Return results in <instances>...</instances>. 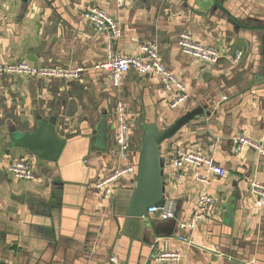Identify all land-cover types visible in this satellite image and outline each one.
I'll return each instance as SVG.
<instances>
[{
  "label": "crops",
  "instance_id": "0c3cea01",
  "mask_svg": "<svg viewBox=\"0 0 264 264\" xmlns=\"http://www.w3.org/2000/svg\"><path fill=\"white\" fill-rule=\"evenodd\" d=\"M209 1L125 0L118 8L115 0H0V64L81 70L77 79L0 75V162L29 160L34 175L18 180L0 168L1 263L144 264L156 239L157 251L181 253L171 264H264V207L256 209L249 192L251 181L264 185V157L250 147L235 155L231 141L241 133L264 146V0H223L220 7ZM91 6L119 24L115 50L121 56L156 44L164 67L185 84L188 100L170 109L158 78L134 69L113 86L108 73L97 69L106 59L107 38L82 16ZM183 33L218 50L219 61L184 55L178 47ZM199 101L213 104L209 118L194 119L162 148L164 199L176 202L175 218L147 215L141 227L125 224L123 184L113 186L118 197L107 207L94 187L100 169L107 173L122 164L114 155L118 106L127 108L131 164L139 120L173 119ZM38 118L54 119L72 144L58 162L10 144L13 129L31 131ZM101 122L105 148L84 163L87 135ZM179 148L212 157L226 176L214 177L204 167H185L176 176L171 163ZM204 176L209 184L199 181ZM124 182L127 187L129 178ZM56 188L60 208L50 206ZM201 194L214 199L210 215L180 232L177 222L194 213ZM181 235L190 246L177 240Z\"/></svg>",
  "mask_w": 264,
  "mask_h": 264
},
{
  "label": "built area",
  "instance_id": "2783aa9c",
  "mask_svg": "<svg viewBox=\"0 0 264 264\" xmlns=\"http://www.w3.org/2000/svg\"><path fill=\"white\" fill-rule=\"evenodd\" d=\"M124 2L125 0H115L118 8H122ZM82 16L97 33L105 35L107 38L106 59L99 64L97 69L108 73L113 86H117L122 77L130 69H134L140 75H152L158 78L166 92L170 109H176L188 100L189 95L185 84L179 77L164 67L156 44L143 45L138 55L132 57L121 56L115 50L116 43L121 37L119 24L105 12L93 6L87 8ZM178 47L184 55L194 60L217 63L220 59L218 50L202 45L188 33H183L179 36ZM239 58L240 54L238 53L234 61H238ZM80 74V69L34 67L25 62L0 64V75H17L42 79H77ZM116 122L115 143L118 148L119 159L126 162L129 159V120L127 108L122 104L118 106ZM231 141L232 152L235 155L242 153L245 147H250L256 150L260 156L264 157V146L241 133L234 135ZM171 164L176 176L185 167H204L207 174L217 178H224L227 174L225 169L215 164L212 157L182 148L175 150ZM0 168L18 180L31 181L34 178L29 160H19L7 164L0 162ZM134 168L133 164H126L124 167L115 170L112 174L98 180L95 184V189L100 191L103 199H109L113 194V184L123 177L132 175ZM199 181L209 184L206 176L200 177ZM249 192L253 197L255 208L262 209L264 207V185L251 181L249 183ZM213 206L214 199L201 194L194 213L186 221L179 223L178 230L184 232L194 229L199 221L210 215ZM175 210L176 202L171 199H164L161 203L148 208L147 215H157L161 220L167 221L174 219ZM177 240L187 246L191 245V242L182 235ZM181 257L182 255L178 251L156 250L153 255V261L159 264H171L179 262Z\"/></svg>",
  "mask_w": 264,
  "mask_h": 264
},
{
  "label": "water",
  "instance_id": "95a60500",
  "mask_svg": "<svg viewBox=\"0 0 264 264\" xmlns=\"http://www.w3.org/2000/svg\"><path fill=\"white\" fill-rule=\"evenodd\" d=\"M210 4L209 0H204ZM223 0H215L216 7H220ZM254 83H252L253 85ZM257 84V81H256ZM196 103V102H194ZM213 105V104H212ZM212 105L199 104L191 109H185L182 115H178L173 119L162 118L158 122L152 120H142L138 122V129L140 130L138 153L133 164L135 166L132 175L123 177L116 181L113 185H122V189H126L127 195L124 196L122 207L124 211L123 216L126 217V222H132V226L141 227V220L147 216V210L153 205H157L164 200L165 191V175H164V158L162 156V148L164 144H167L174 136L191 121L198 118H209L211 115ZM137 124V123H136ZM105 123L101 122L98 126H95L92 134L87 135L86 143H84V153L81 159H85L84 163L89 161V154L94 151H100L103 141L106 143L107 137L104 132ZM66 135L64 130L59 131L54 119H41L38 118L33 130L28 132H20L13 129L10 134V144L13 148H21L28 151L31 155L45 160L47 162H58L62 159L63 155L70 149L72 144L66 143ZM100 146V147H99ZM117 151V152H116ZM118 148L115 147V154L117 156ZM113 155V156H114ZM122 164H128V161H122ZM121 164V165H122ZM117 166L111 171L105 173L103 169L99 170V179L112 174L115 170L124 166ZM101 174V177H100ZM129 178L130 182L127 187L124 184ZM123 181V182H122ZM61 183V182H60ZM63 182L61 183L62 187ZM95 187V185H94ZM101 204L104 207L114 204V200L118 196H114V193L109 199H103L100 191L96 190ZM50 206L52 208H60L61 205V188H56L50 196ZM175 218V217H174ZM180 221L177 222L176 227L178 230ZM129 224V223H127ZM157 240H153L148 244L149 261H145L144 264H150L153 260L154 252L156 251L155 244ZM0 264H3L0 262Z\"/></svg>",
  "mask_w": 264,
  "mask_h": 264
},
{
  "label": "bare ground",
  "instance_id": "6f19581e",
  "mask_svg": "<svg viewBox=\"0 0 264 264\" xmlns=\"http://www.w3.org/2000/svg\"><path fill=\"white\" fill-rule=\"evenodd\" d=\"M186 102V101H185Z\"/></svg>",
  "mask_w": 264,
  "mask_h": 264
}]
</instances>
